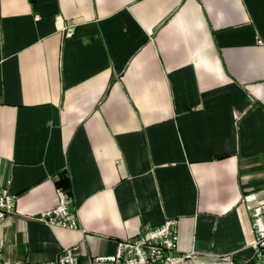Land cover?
I'll use <instances>...</instances> for the list:
<instances>
[{"label":"crops","instance_id":"crops-1","mask_svg":"<svg viewBox=\"0 0 264 264\" xmlns=\"http://www.w3.org/2000/svg\"><path fill=\"white\" fill-rule=\"evenodd\" d=\"M65 185L76 231L37 219ZM0 187L6 264L172 218L187 264H255L264 0H0Z\"/></svg>","mask_w":264,"mask_h":264},{"label":"built area","instance_id":"built-area-1","mask_svg":"<svg viewBox=\"0 0 264 264\" xmlns=\"http://www.w3.org/2000/svg\"><path fill=\"white\" fill-rule=\"evenodd\" d=\"M71 33L68 34L70 36ZM58 205L51 210L43 211L37 217L45 225L65 230H78V220L71 209L70 197L66 190L57 189ZM14 209V195L7 189L0 187V224ZM254 240L255 264H264V204L251 210ZM178 220H167L156 228L145 229L142 235L117 243L113 255L93 256L91 264H187L193 253L178 254L179 246ZM79 245H73L56 259L42 262H16L13 264H80L78 262ZM0 264L4 262L3 243L0 235ZM233 264V263H231ZM248 264V263H241Z\"/></svg>","mask_w":264,"mask_h":264},{"label":"trees","instance_id":"trees-1","mask_svg":"<svg viewBox=\"0 0 264 264\" xmlns=\"http://www.w3.org/2000/svg\"><path fill=\"white\" fill-rule=\"evenodd\" d=\"M64 188L69 190L68 196L70 197V193H71L70 186L69 185H65Z\"/></svg>","mask_w":264,"mask_h":264}]
</instances>
